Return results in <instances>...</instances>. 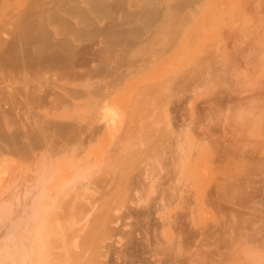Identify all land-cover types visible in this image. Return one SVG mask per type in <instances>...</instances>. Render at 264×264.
Wrapping results in <instances>:
<instances>
[{
	"label": "rangeland",
	"instance_id": "rangeland-1",
	"mask_svg": "<svg viewBox=\"0 0 264 264\" xmlns=\"http://www.w3.org/2000/svg\"><path fill=\"white\" fill-rule=\"evenodd\" d=\"M101 1L106 6V11L112 16L103 18L94 13L92 8L87 5L88 9L81 15L83 17L88 15L87 17L93 18L98 25L88 26L90 30L87 26H80L84 30L82 33L87 34L83 35L80 45L76 46L74 55L71 56L78 67L80 66L78 63L87 66L79 68L81 74L86 72L84 77L79 74L83 80L73 81L70 79L71 74L63 76L59 73L53 75L54 78L52 76L56 83L61 82L69 88L72 87L73 92L60 90L63 91L61 95V92L58 93L59 91L56 92L57 90L48 88V82L43 84L41 82L42 86H40L43 87L44 92L40 89L41 87H37L40 83L36 85L35 92L40 94L42 100H47L46 103L43 101L40 103L41 105L34 102L33 104L29 100L27 102L25 95L19 94L20 99L26 101H24L25 103L23 100L21 101L23 107L17 95L21 83L15 84L16 88L13 85V83L20 82L22 79L19 80V78L22 76L17 77L18 79H11V82L8 80L14 90L11 86L9 87L10 84L5 83V86L8 87L4 86V82H7L6 79L16 77L13 75L14 72L11 75L9 73V78L6 74L0 78L5 87L3 88L0 83V94L2 92L4 94H2L4 98H0L3 101H0L1 106L3 107L4 102H13L14 108L17 103L20 104V107H16L17 110L13 109L12 105L5 104V114L8 116L11 113L8 117L12 116V121L16 114L18 116V119L16 117L13 122V124L15 123L14 128L9 127L8 131H14L21 124L33 126L31 116L29 121L26 120V122H30L28 125L22 120L28 119L29 115L32 117L41 115L43 119L41 116L39 118H41L42 124L39 123L40 125L33 126V128L39 127V130L42 128L41 130L48 132L52 128L48 122L54 117L60 118L61 115L64 116L62 118L64 123L66 120H70L71 123L76 124L75 128L80 124L77 129L79 132L75 129L74 135L69 132L70 126H67L71 123L66 121V126L64 123L62 126L69 135L68 133L61 135L63 132L59 134L54 131L57 129L53 128V131L50 130L52 133L46 135V138L50 136L48 139L41 138L42 141L41 139H30L31 141L27 142L29 138L28 140L25 138L21 140L22 142L20 141L21 144L25 142L24 149H21L23 147L17 143L13 150L0 140V156L6 160H4L6 162L5 171L0 177V235L2 236L0 241L9 239V237L13 238L12 236L33 237L34 247L37 245L36 253L33 250V255L36 254L34 255L36 259L34 264H54L58 263L60 258L66 259L71 256L74 257L67 259L69 264H80L83 262L82 260L87 261L86 255L82 256V252L85 250L84 244L85 246L93 244L94 248L100 247L95 248V258L97 255L99 260L102 259V262H112L111 264H114L115 261L116 264H120L122 261L119 258L120 255L123 256V261L126 257L125 264H133L131 263L133 261L135 264H170V262L177 264L183 258L180 264H183L185 258L187 262L185 264H217L218 260L220 264H222L220 261H223V264L229 261L227 264H231L232 261L237 262L235 260L238 259L240 262L238 261L236 264H264V0H204V8L198 7L197 9L193 8V5H196L199 0H195L196 2L185 0L188 6H185L186 3L183 4L186 9H181L176 16L177 21L172 25L167 24L169 21L167 17L171 12L169 10L172 9L168 10L169 3L167 4L165 1L116 0L125 3H122L125 5L124 7L122 4H117L115 0ZM190 1L193 3L192 5ZM157 7L164 9V13L161 15V19L163 17V21L166 22V26L162 24L164 28H162L160 18L158 19L159 24L154 19L148 21L142 16L140 18L141 13L137 15L142 10L149 11ZM183 9L185 11L182 13ZM2 12L4 10L0 15L3 14ZM165 12L168 15L165 16ZM134 13L137 16H132V14L135 15ZM107 19L114 24V29L111 32L108 31L107 34H110L108 38H105L107 36L104 37L106 33L103 31L107 30L101 29V26ZM143 20H145L144 23ZM125 21L127 25L124 26L123 22ZM154 21L157 22V25ZM119 24H121L120 27ZM157 26L161 27L160 30L163 29L162 33L159 30L154 33L158 29ZM153 27L157 29H152ZM124 29L126 30L123 32ZM151 29L154 30L152 33ZM9 30V26L8 29H2L6 33H9ZM114 33L117 39L120 38L119 41L125 39L128 43L129 40L133 42V44H129L134 45L135 48L125 41L124 43L128 46L119 41L117 44ZM139 33L150 38L146 41L145 37ZM175 34L178 38L174 36ZM179 35L183 38L181 41ZM93 41L95 42L91 46ZM176 41L177 45H175ZM85 49H87L86 52ZM93 53H95L94 56ZM81 55H85L84 58ZM73 60L69 66L74 64ZM100 63L107 64L108 68ZM66 65L68 67V64ZM101 65H104V68L100 67ZM88 68L94 72L90 74L91 71L89 70V72ZM105 68V74H100L102 73L100 71ZM47 70L52 71L51 73L54 72L53 66L51 68L49 66ZM95 70L100 73L95 74ZM111 72L112 75H108L109 79L106 74ZM69 75L70 77L67 78ZM104 75L107 77L106 79H103ZM88 76L92 79L89 80ZM28 78H30L29 75ZM63 78L64 80H62ZM28 80L34 82V80ZM94 86L96 88L93 91ZM74 87H78L77 91ZM8 88H11L16 94L14 95L13 91L11 94V90ZM3 89H7V94ZM89 89L91 90L88 91ZM52 90L55 91L53 97ZM20 93L23 94L21 90ZM104 93L105 96L110 97L107 96L105 99L114 106V115L118 120L110 134L108 128L100 127L102 124L92 115L93 108L91 109L93 106L94 108L99 107L97 105L103 102L101 96ZM10 95H14V99L17 97L19 102L16 100L15 103L13 97H9ZM85 95L89 97L86 98ZM70 101L75 105H73L74 109L71 105L67 106V102ZM26 105H28V109H26ZM36 105L40 108H36ZM59 105L62 106L59 107ZM32 106L35 107L32 108ZM29 108L33 110L35 108L36 112L34 113ZM12 109L16 113H13ZM20 109L22 110L20 111ZM88 110L91 112L90 115H88ZM24 113L27 116H24L25 118L23 117ZM15 125L17 126L15 127ZM31 126L29 127L31 128ZM29 127H27L29 130L26 127L25 130L30 131ZM58 132L61 131L58 130ZM76 133L78 134L77 138L75 137ZM67 135L68 137L71 135L70 138L76 140H72V142L69 140L70 138L66 137ZM61 138H66L69 141ZM81 140H84L85 143ZM28 143L30 144L28 145ZM82 144L85 145L82 146ZM11 158L13 159L11 160ZM139 172L143 173L139 175ZM79 174L82 175L81 178ZM71 182H74L73 186H70L73 188L68 190L67 186L72 185ZM234 182L235 184H233ZM74 185L76 186L74 187ZM64 191H68L67 195L64 194L66 193ZM50 193L51 195H49ZM175 200H177L176 204ZM81 205L82 207H80ZM136 210L138 212H135ZM92 212L96 217L94 215V218L91 219ZM79 214L81 215L79 216ZM85 214L86 216H83ZM82 217H84L83 220ZM110 217L114 221L113 225ZM78 218L81 220L79 219V221ZM96 218L102 219L104 224L99 221V226L98 224L95 226V223H98ZM110 220L112 223H109ZM92 221L94 222L92 223ZM106 221L108 225H106ZM89 222L92 223L91 226ZM110 224L113 226L112 229ZM108 226L110 228H107ZM62 228L63 230L68 228L70 232L68 230L63 232ZM117 228H120L121 234ZM101 229H109L106 231L111 233L108 236L115 234V237L112 235L113 237L109 238L107 233L105 232V234ZM75 232L79 235H76ZM8 233L10 235L6 236ZM80 233L85 234L83 238L90 242L95 241L96 234H98V239L101 236H104V239L99 240L101 242L96 239L97 244L96 242L89 244ZM92 233L94 234L90 235V240L88 237ZM4 234L7 237L5 239ZM180 234L184 239L189 237V241L185 240L186 244ZM94 235L96 238H93ZM57 236H61V239H58ZM51 237L57 238L60 242L63 239L61 246L56 239L52 240ZM175 238H177V244ZM68 239H72V241L69 242ZM178 239L180 242H184L180 244L181 246L178 245ZM83 240L84 242L81 243ZM190 240L194 242L192 243ZM49 243L58 246H51ZM189 243L191 248L190 246L186 247ZM78 245L81 246L78 247ZM145 245H148V250H153L148 252L150 255L146 254ZM173 245L176 246L174 249L171 248L172 253L176 251L175 257L170 249ZM66 246H71L72 250L70 247L69 249L72 253L67 248L68 252H66ZM50 247L52 248L50 249ZM58 247H62L61 252ZM182 247L183 250H181ZM189 248L190 250H188ZM237 248H239L238 252H236ZM52 249H56L53 251L54 253L51 252ZM184 249L187 250L184 251ZM166 251L168 253L165 255ZM214 251L217 253L219 251V254L217 255ZM220 251H230L235 255L226 252L228 256L227 254L222 256ZM9 252L5 250L3 255L0 253V261L13 262L15 257ZM169 252L173 257H170ZM209 253L211 255H208ZM199 254L202 256L200 257ZM229 255H233V257ZM131 256L134 260L131 259ZM204 256H210V259L212 257L216 261ZM79 258L80 260H78ZM112 258L115 260H111ZM98 259L97 261H99ZM83 263L85 264V262Z\"/></svg>",
	"mask_w": 264,
	"mask_h": 264
},
{
	"label": "bare ground",
	"instance_id": "bare-ground-1",
	"mask_svg": "<svg viewBox=\"0 0 264 264\" xmlns=\"http://www.w3.org/2000/svg\"><path fill=\"white\" fill-rule=\"evenodd\" d=\"M114 1V0H113ZM127 1V0H126ZM153 1H155V0H153ZM166 2L168 5H169V7L170 8H168V10L169 9H172V10H169V11H171V12H169L168 10V12H169V15H168V13H166L165 12V16H166V14L168 15V19H169V21H168V25H172V23L173 22H176L177 20V14L178 13H180V11H181V9L182 8H185L186 9V7H184V3H186V1L185 0H161V2ZM193 1H195V0H193ZM115 2L117 3V4H122L121 2H117L116 0H115ZM125 2V1H124ZM196 2V1H195ZM123 4H125V3H123ZM122 4V6L124 7L125 5H123ZM162 4V3H161ZM166 4V5H167ZM184 4V5H183ZM187 5H185V6H188V3H186ZM190 4L192 5L193 3H191V1H190ZM189 4V5H190ZM204 4H205V2H204V0H199L198 2H197V4L196 5H193V8H195V9H197L198 7H203L204 6ZM87 5H89V7L90 8H92V10L94 11V13H96V14H98V15H101V17H103V18H107V17H109V16H112V15H110L109 14V12H107L106 11V6L103 4V2L101 1V0H0V14H1V11H3L4 10V12H2L3 14L2 15H0L1 17H0V78L1 77H3V76H5V74H6V76L8 77V76H10L11 74H13V72H14V74L13 75H16V77H11V78H9V79H6L7 80V82H4V86H5V83H7V84H10V83H8V80H10V82H11V79H15V78H17V77H20V76H22L21 78H19V80L20 79H22V80H20V82H16V80H15V82L16 83H13V85L15 86V84H20L21 83V85H19L20 86V90L23 92V94L22 93H20V90H19V92H17V95H18V97L20 96L19 94H21V96L22 95H25V98H26V100H27V102H28V100L29 101H31L32 103L34 102V103H36V104H38V105H41L40 103H43V101L45 102V101H47V100H42L41 99V97H40V94L38 93V94H36V92H35V88H36V85L37 84H39V86H37L38 88H40L41 86H42V84L44 83V82H48L49 84H47V86H48V88H52L53 90H57L56 92H58V93H60L61 91L60 90H63V91H66V92H71L72 90H71V88H69V86H67L66 84L64 85L63 83H61V82H55L54 80L55 79H52V76L53 75H55V74H62L63 76H66V75H68V74H71L72 76H71V78L70 79H73V81H76L77 79L78 80H83V77H84V73H86V72H83V74H81L80 73V70H79V68H86L87 66H84V64L83 65H81V63H78L80 66L78 67L77 66V63L75 64V62H74V60L73 59H71V56L72 55H74V49L76 48V46L77 45H80V41H82V37H83V35H86L87 33H82V32H84V30H82L81 28H80V26H93V27H95L96 25H98V24H96L97 22H95V20H93V18H90V17H83L81 14L85 11V10H87L88 9V7H87ZM190 5V6H191ZM119 6V5H118ZM120 7V6H119ZM123 7H121V8H123ZM115 8H117L116 6H115ZM193 8H192V10H193ZM199 8V9H200ZM204 8V7H203ZM5 9H6V11H5ZM91 10V9H90ZM119 10V9H118ZM124 11H125V9H123ZM163 10L164 9H161V8H159V7H157V8H155V9H150L149 11H144V10H142V11H140V12H138V14L137 15H139V13H141V15H140V18H141V16L142 17H144V18H146L148 21L150 20V19H154V20H156V21H158V23L160 24V22H159V18H160V21L162 22L161 23V25L163 24V25H165L166 26V22L165 21H163V17H162V19H161V15H162V13H164L163 12ZM111 11V10H110ZM185 10L183 9V11H182V13L184 12ZM195 11V10H194ZM112 13V12H111ZM114 13V12H113ZM112 13V14H113ZM118 13V12H117ZM124 13V12H123ZM114 14H116V13H114ZM135 15H133L132 14V16H137L136 15V13H134ZM3 15H5V16H3ZM97 15V16H98ZM117 16V15H116ZM164 16V17H165ZM185 17V16H184ZM183 17V18H184ZM187 17V16H186ZM137 18V17H136ZM167 18H164V19H166V20H168ZM179 18V17H178ZM116 19V18H115ZM114 20V19H113ZM146 20V21H147ZM181 21V20H180ZM101 22V21H100ZM145 22V20H143V23ZM151 22V21H150ZM150 22H147V24H150ZM155 22V21H154ZM124 23V26L125 25H127V23H126V21L125 22H123ZM126 23V24H125ZM134 23V22H133ZM153 23V22H152ZM165 23V24H164ZM122 24V23H121ZM121 24H119V27H120V25ZM134 24H136V23H134ZM147 24H145L146 26H147ZM154 24V23H153ZM155 24L157 25V22H155ZM4 25H7V26H5L4 27ZM138 25V24H137ZM162 25V26H163ZM8 26H9V33H6V32H4V31H2V29L4 28V29H8ZM148 26H150V25H148ZM87 27H86V30H87ZM138 28V27H137ZM156 28V27H155ZM154 27L152 28V29H155ZM158 28V29H157ZM157 31L155 30V32L154 33H156V32H158V30L161 32L162 30H160V26H157ZM162 28H164V26L162 27ZM97 29H99L100 31H101V29H104V30H107L106 32H104L103 31V33H108V31H112L113 29H114V24L110 21V20H108L107 19V21L105 22V24L103 25V26H101V29L100 28H98L97 27ZM152 29H151V33L154 31H152ZM88 30H90L89 29V27H88ZM126 29H124L123 30V32L125 31ZM179 31V30H178ZM121 32H122V29H121ZM128 32V31H127ZM7 34V35H5V34ZM92 33H94L93 31H92ZM103 33H102V36H103ZM113 33V32H112ZM116 33V32H115ZM115 33H114V35H115ZM162 33V32H161ZM104 34V37L105 36H107V37H105V38H108V35L110 34ZM124 34H126V33H124ZM140 35H143L144 37H145V35L142 33H139ZM179 34H181V33H179ZM92 35V34H91ZM90 35V36H91ZM178 35V34H177ZM93 36H94V34H93ZM111 36V35H110ZM109 36V37H110ZM125 36V35H124ZM155 36V35H154ZM160 36V35H159ZM158 36V37H159ZM174 36H176V34L174 35ZM180 36V35H179ZM181 36H182V34H181ZM179 37V39H180V41L183 39L182 37ZM115 37H116V39L115 40H117V44L119 43V42H123V44H125V43H127V44H133V42H131L130 40H129V43L128 42H126L125 41V39H124V41H125V43H124V41H119L120 40V38L119 39H117V36L115 35ZM114 36H113V40H114V38H115ZM126 37V36H125ZM143 37V38H144ZM157 37V38H158ZM177 37V36H176ZM92 39H93V37H91ZM150 37H148V38H144L145 40L147 39H149ZM156 38V37H155ZM154 38V39H155ZM178 38V37H177ZM182 38V39H181ZM128 39V38H127ZM94 40V39H93ZM146 40V41H147ZM152 40V39H151ZM176 40V39H175ZM91 41V40H90ZM103 41V40H102ZM109 41V40H108ZM107 41V42H108ZM119 41V42H118ZM156 41H157V39H156ZM94 42L95 41H93V43H91V46L94 44ZM115 42V41H114ZM153 42V41H152ZM175 42V41H174ZM173 42V43H174ZM75 43V44H74ZM177 41H176V43H175V45H177ZM108 44V43H107ZM116 44V45H117ZM127 44H125V46L127 45ZM129 44V45H130ZM164 44V43H163ZM97 45H99V44H97ZM96 45V46H97ZM111 45V44H110ZM110 45H109V48H110ZM113 45V44H112ZM111 45V46H112ZM115 45V44H114ZM135 45H136V43H135ZM119 46H121V44H119ZM128 46V45H127ZM130 46H132V45H130ZM137 46V45H136ZM155 46V45H154ZM113 47H115V46H113ZM132 47H134V45L132 46ZM161 47V46H160ZM86 48V47H85ZM135 48V47H134ZM162 48V47H161ZM166 48V47H165ZM177 48V47H176ZM228 48V47H227ZM89 49V48H88ZM238 49V48H237ZM84 50V49H83ZM86 50L87 49H85V52H86ZM99 50V49H98ZM184 50V49H183ZM152 51V50H151ZM84 52V51H83ZM90 52V51H89ZM95 52H97V50H95ZM141 52V51H140ZM73 53V54H72ZM92 53V52H91ZM183 54H184V52H182ZM77 54V53H76ZM85 54V53H84ZM94 54L95 53H93V56H94ZM99 54V53H98ZM149 54V53H148ZM86 55V54H85ZM85 55H81V57L82 58H84L83 56H85ZM97 55V54H96ZM95 55V56H96ZM158 56V55H157ZM60 57H62V58H60ZM66 57V58H65ZM81 57H80V59H81ZM97 57V56H96ZM109 58V57H108ZM128 56H127V60H128ZM86 59V58H85ZM84 59V60H85ZM137 59V58H136ZM71 60V62H69ZM72 60H73V62H74V64H70V66H69V63H72ZM150 60V59H149ZM76 61V60H75ZM82 61V60H81ZM91 61H92V59H91ZM95 61V60H94ZM111 61V60H110ZM35 62H37V63H35ZM128 62H129V60H128ZM128 62H126V63H128ZM83 63V62H82ZM84 63H86V62H84ZM123 63V62H122ZM126 63H124V64H126ZM51 64H53V65H51ZM66 64H68V67H66L67 65ZM100 64H104V63H100ZM66 65V66H65ZM97 65H99V64H97ZM104 65H106L107 66V64H104ZM104 65L102 66H100V67H103L104 68ZM116 65V64H115ZM128 65V64H127ZM49 66H50V68H51V66H53V69H54V72L53 73H51V72H49V70H47V69H49ZM64 66V67H63ZM84 66V67H83ZM124 66V65H123ZM99 67V66H98ZM118 67V66H117ZM121 67H122V65H121ZM106 68H108V66L106 67ZM106 68L105 69H102V71H100V72H102V73H100V74H102L103 75V73L105 72V70H106ZM97 70H99V68H96ZM4 70V71H3ZM5 70H7L6 71V73H5ZM50 70H52V69H50ZM91 72H90V71ZM104 70V71H103ZM85 71H86V69H85ZM88 71L90 72V74L91 73H93L94 71L93 70H91V68L89 69L88 68ZM114 71V70H113ZM95 74H99L98 73V71H96L95 70ZM9 73H10V75H9ZM28 73H30V74H28ZM109 73V72H108ZM106 74V76L110 79V77L109 76H111L112 75V72L110 73V74ZM29 75V77L30 78H28V79H30V81L31 80H34V82H29V80L27 79V77H28V75ZM81 76H83V77H81ZM105 74V73H104ZM87 75V74H86ZM101 75V76H102ZM109 75V76H108ZM105 75H104V78L103 79H106L107 77H106ZM70 77V75L69 76H67V78H69ZM73 77V78H72ZM78 77H80V78H78ZM90 76H88V78H89ZM53 78H54V76H53ZM82 78V79H81ZM18 79V78H17ZM69 79V80H70ZM90 79H92V77L91 78H89V80ZM6 80H3V81H6ZM26 80H28V81H26ZM62 80H64V78L62 79ZM2 80H0V83H2L1 82ZM22 81V82H21ZM36 81V82H35ZM41 82H42V84H41ZM71 82V81H70ZM94 82H98V81H94ZM45 83V84H46ZM66 83V82H65ZM45 84H44V86H45ZM69 84V83H68ZM74 84V83H73ZM92 84H96V83H92ZM1 85V84H0ZM13 85H9V87L11 86H13ZM41 85V86H40ZM90 85H91V83H90ZM3 86V83H2V87L3 88H5ZM18 86V87H19ZM46 86V87H47ZM75 86H77V85H75ZM96 86V85H95ZM93 87V91L95 90L94 88H96V87ZM118 86V85H117ZM8 87V86H7ZM103 87V86H102ZM13 88V90H14V87H12ZM15 88H16V86H15ZM43 87H41L40 89H42ZM75 88V87H74ZM78 88V87H77ZM77 88H75L76 90L75 91H77ZM119 88V87H118ZM117 88V89H118ZM9 89V88H8ZM112 89V88H111ZM4 91H5V93L7 94V89H3ZM9 90H11L10 92H11V94H12V89L10 88ZM8 90V91H9ZM16 90V89H15ZM37 90V89H36ZM43 90V89H42ZM53 90H52V92H53ZM91 89H89L88 91H90ZM108 90V89H107ZM116 90V89H115ZM0 91H1V86H0ZM38 91V90H37ZM49 91V90H48ZM62 91V92H63ZM74 91V90H73ZM72 91V92H73ZM92 91V92H93ZM106 91V90H105ZM109 91V90H108ZM112 91V90H111ZM113 91H114V89H113ZM9 92V93H10ZM39 92V91H38ZM43 92H44V90H43ZM55 92V91H54ZM54 92L52 93V97H53V95H54ZM62 92H61V95H62ZM97 92V91H96ZM115 92V91H114ZM13 93H14V95L16 94L14 91H13ZM79 93V92H78ZM101 93V92H100ZM111 93H113V92H111ZM116 93V92H115ZM2 94H3V92H2ZM2 94H0V98L1 99H3L4 97H3V95ZM5 94V95H6ZM46 94V93H45ZM72 94V93H71ZM70 94V95H71ZM81 94V93H80ZM103 94V93H102ZM107 94H108V92H107ZM14 95H10L9 97H13ZM16 95V96H17ZM39 95V96H38ZM51 95V94H50ZM57 95V94H56ZM63 95H64V93H63ZM73 95V94H72ZM76 95V94H75ZM99 95V94H98ZM109 95V94H108ZM107 95V96H108ZM8 96V95H7ZM46 96V95H45ZM86 96V95H85ZM100 96V95H99ZM107 96H105V93H104V95H102L101 97H102V99H103V102L100 104V105H97V106H99L98 108L97 107H95L94 108V106L93 107H91V109H92V115L96 118V119H98L99 120V122H101V124H102V126H100V127H104V128H108L109 129V134H110V132H111V130H113L114 128H115V126H116V123H117V121L118 120H116L117 118H115L116 116L114 115V110H115V108H114V106L110 103V102H108L106 99H105V97H107ZM110 96V95H109ZM108 96V97H109ZM3 97V98H2ZM51 97V96H50ZM79 97H81V96H79ZM89 97V96H88ZM87 96H86V98H88ZM6 98H8V97H6ZM17 98V97H16ZM14 99V97H13V101L15 102L16 100H20V104H22V106L24 107V105H23V103H25L26 101L25 100H23V99H20L21 97H19L18 99ZM23 98V97H22ZM24 98V99H25ZM47 98H48V95H47ZM55 98H56V96H55ZM110 98V97H109ZM109 98H107V99H109ZM0 99V101H2ZM10 99H12V98H10ZM51 99V98H50ZM101 99V98H100ZM102 99L100 100V101H102ZM6 100V99H5ZM4 100V101H5ZM19 100L17 101V102H19ZM23 100V103H21V101ZM54 100V99H53ZM60 100V99H59ZM63 100H64V98H63ZM25 101V102H24ZM3 102V101H2ZM54 102V101H53ZM52 102V103H53ZM66 102V101H65ZM8 102H4L3 103V107L1 106V104H0V140H2L4 143H6L9 147H11L13 150H15L14 149V146L15 145H17V143L18 144H21L20 143V141L21 140H23V139H25V138H27V140H28V138H29V140L27 141V142H29V141H31L30 139H34V140H38V139H44V138H46V135L47 134H49L51 131L50 130H52L53 128H55V129H57V130H54L55 132H57V133H62L61 135H63V134H65L66 133V131H65V129H63V124L62 123H64V122H62V118L64 117H62V115L61 116H59L60 118H53V119H51L50 120V122H48V124H50V126H52V128L50 129L49 127V132L48 131H44V130H39L38 128L37 129H35V127L33 128V126H38V124L39 123H41L42 124V121H41V118H39L41 115H39V117H38V115H34L33 117H32V115H29V117H27L26 115H25V113H24V115H23V117L24 116H26L28 119H22V120H24L25 121V124L27 123V125L30 123H28V122H26V120L27 121H29V119H30V116H31V118H32V122L31 123H33V126H31L30 124H29V126H31V128L29 127V126H24V125H22L21 124V126L20 127H16L17 125H15V130L14 131H8L7 129L10 127V128H14L13 126H14V124H13V122H14V120H15V118L16 119H18V116H17V114H16V117H14V119H13V121H12V119H11V117L12 116H10V118L8 117L10 114H8V116L5 114V110H6V108H5V104H7ZM13 103V102H12ZM12 103H8L7 105H12ZM16 103V102H15ZM33 103V104H34ZM46 103V102H45ZM44 103V104H45ZM49 103V102H48ZM51 103V104H52ZM60 103L62 104V102L60 101ZM99 103V102H98ZM19 104V105H20ZM29 105H30V102L28 103ZM32 104V105H33ZM44 104H42V105H44ZM50 104V103H49ZM7 105H6V107H7ZM15 106H16V104H14ZM18 105V103H17V106H19ZM58 105V104H57ZM65 105H66V103H65ZM68 105H71L72 107H73V102L72 101H70V102H67V106ZM16 106V107H17ZM28 105H26V107H27ZM45 106V105H44ZM60 106H62V105H59V107ZM63 106H64V104H63ZM71 106H69L70 108H72ZM75 106V105H74ZM78 106V105H77ZM96 106V105H95ZM11 107H13V105L11 106ZM15 107V108H16ZM20 107V106H19ZM25 107V108H26ZM30 107V106H29ZM33 107H35V106H32V108ZM54 107V106H53ZM58 107V108H59ZM65 107V106H64ZM64 107H62V108H64ZM85 107V106H84ZM5 108V109H4ZM14 107H13V109H15ZM32 108H29L30 110H33ZM36 108H40V106L39 107H37V105H36ZM41 108H43V107H41ZM13 109H12V111H13ZM19 109V108H18ZM26 109H28V107L26 108ZM56 109V108H55ZM73 109H74V107H73ZM7 110H8V108H7ZM16 110H17V108H16ZM22 109H20V111H21ZM24 110V109H23ZM34 110H35V108H34ZM33 110V111H34ZM38 110V109H37ZM11 111V112H12ZM26 111V110H25ZM91 111V110H90ZM7 112V111H6ZM10 112V111H9ZM16 113V111H13V113ZM30 112V111H29ZM36 111H34V113H35ZM88 112H89V110H88ZM18 113V112H17ZM28 113V112H27ZM31 113V112H30ZM33 113V114H34ZM90 113L91 112H89V114L88 115H90ZM20 114V113H19ZM32 114V113H31ZM21 115V114H20ZM78 115H80V114H78ZM84 115V114H83ZM88 115H86V116H88ZM82 116V115H81ZM20 117V116H19ZM42 117V116H41ZM77 117V116H76ZM89 117H91V116H89ZM21 118H22V116H21ZM25 118V117H24ZM42 119H43V117H42ZM67 119V118H66ZM65 119V120H66ZM48 120V119H47ZM77 120V119H76ZM18 121H21V120H18ZM68 123L70 122V120L68 121V120H66ZM65 121V126H66V124H67V122ZM73 121H75L74 119H73ZM77 121H79V120H77ZM17 122V121H16ZM44 122H45V120H44ZM18 123V122H17ZM22 123H24V122H22ZM45 123H47V121L45 122ZM71 123V122H70ZM78 123V122H77ZM20 124V123H19ZM47 124V125H48ZM74 123H71V124H67V126H70V131L69 132H71V134H73L74 132H76V130L80 127V124L79 125H77L76 126V128H75V125L76 124H74V126H72ZM82 124V123H81ZM40 125V124H39ZM12 126V127H11ZM19 126V125H18ZM49 126V125H48ZM79 126V127H78ZM25 127L27 128V127H29L30 128V131H26L25 130ZM84 127V126H83ZM46 128V127H45ZM198 128V127H197ZM76 129V130H75ZM29 130V129H28ZM52 130V131H53ZM58 130L59 131H61V132H58ZM80 130V129H79ZM78 131V130H77ZM82 131V130H81ZM79 132V131H78ZM52 133V132H51ZM67 133H68V131H67ZM66 133V134H67ZM54 135H56V133H53ZM75 134V133H74ZM73 134V135H74ZM108 134V135H109ZM68 135H69V133H68ZM68 135L66 136V137H68ZM71 136V135H70ZM70 136L68 137V138H70ZM48 137H50V136H48ZM48 137L46 138V139H48ZM60 137V136H59ZM72 137V136H71ZM74 137V136H73ZM76 138L78 137V134L76 133V136H75ZM42 139H41V141H42ZM58 139V138H57ZM61 139H66V138H61ZM237 139V138H236ZM19 140V141H18ZM45 140V139H44ZM52 140V139H51ZM69 140H76V139H69ZM69 140H67L66 139V141H69ZM228 140V139H227ZM238 140V139H237ZM240 140V139H239ZM18 141V142H17ZM33 141V140H32ZM62 141H64V140H62ZM78 141V140H77ZM22 142V141H21ZM65 142V141H64ZM73 142V141H72ZM80 142V141H79ZM81 142H84V140L82 141L81 140ZM25 143V142H24ZM24 143H22L21 144V146L23 147V146H25L24 145ZM31 143V142H30ZM30 143H28V145L30 144ZM33 143V142H32ZM54 143V142H53ZM76 143H78V142H76ZM85 143V142H84ZM5 144V145H6ZM62 144V143H61ZM71 144V143H70ZM28 145H26V146H28ZM38 145V144H37ZM64 145V144H63ZM85 145V144H84ZM83 144H82V146H84ZM7 146V147H8ZM69 146V145H68ZM76 146V145H75ZM8 147V148H9ZM86 147V146H85ZM226 147V146H225ZM10 148V149H11ZM25 148H27V147H25ZM21 149H24V147L23 148H21ZM17 150V149H16ZM19 150V149H18ZM8 151H10V150H8ZM81 151V150H80ZM6 152V151H5ZM17 152V151H16ZM85 152H86V150H85ZM8 153V152H7ZM20 153V152H19ZM52 153V152H51ZM59 153V152H58ZM82 153V152H81ZM9 154H10V152H9ZM17 154V153H16ZM53 154V153H52ZM56 154V153H55ZM21 155V154H20ZM17 156V155H16ZM53 156V155H52ZM136 156V155H135ZM150 156V155H149ZM61 157V156H60ZM139 157V156H138ZM145 157V156H144ZM146 157H148L147 155H146ZM152 157V156H151ZM4 158V157H3ZM3 158L0 156V177H1V174L3 173V171H5V168H6V160L4 161L3 160ZM54 158V157H53ZM150 158V157H149ZM153 158V157H152ZM151 158V159H152ZM13 158H11V160H12ZM150 159V160H151ZM48 160V159H47ZM143 160H144V158H143ZM25 161V160H24ZM144 161H146V160H144ZM143 161V162H144ZM147 161H149V160H147ZM258 162H259V160H257ZM256 161V162H257ZM144 163H146V162H144ZM149 163V162H148ZM53 164V163H52ZM147 164V163H146ZM58 165V164H57ZM149 165V164H148ZM151 165V164H150ZM39 167V166H38ZM151 170V169H150ZM78 171V170H77ZM55 172V171H54ZM80 173V172H79ZM143 172H139V175L140 174H142ZM144 175V174H143ZM256 175V174H255ZM79 176H80V174H79ZM78 176V177H79ZM93 176V175H92ZM82 177V175L80 176V178ZM34 178V177H33ZM41 178V177H40ZM72 178V177H71ZM80 178H77L78 180L80 179ZM234 178V177H233ZM1 179V178H0ZM47 179V178H46ZM42 180V179H41ZM45 180V179H44ZM72 180V179H71ZM70 180V181H71ZM77 180V181H78ZM90 180V179H89ZM13 181V180H12ZM11 181V182H12ZM45 181H47V180H45ZM141 182V181H140ZM72 183V182H71ZM79 183V182H78ZM38 184V183H37ZM73 184H74V182L72 183V185H68L66 188L68 189V190H70V189H72L73 187H70V186H73ZM76 184V183H75ZM80 184H81V182H80ZM85 184V183H84ZM233 184H235V182L233 183ZM77 185V184H76ZM76 185H74V187L76 186ZM239 187V186H238ZM237 187V188H238ZM58 188V187H57ZM64 188V187H63ZM66 188H65V190H66ZM239 189V188H238ZM64 190V189H63ZM262 190V189H261ZM55 191H57V190H55ZM62 191V190H61ZM60 192V191H59ZM64 192H66V191H64ZM64 192H62V193H64ZM68 192V191H67ZM67 192L66 193H64L65 195H67ZM71 192V191H70ZM69 192V193H70ZM188 192V191H187ZM215 192H216V190H215ZM244 192V191H243ZM7 193V192H6ZM36 193H37V191H36ZM35 193V194H36ZM64 194H62V195H64ZM38 195V194H37ZM49 195H51V193L49 194ZM176 195H178V194H176ZM58 196V195H57ZM8 197V196H7ZM6 197V198H7ZM11 197V196H10ZM49 197V196H48ZM59 197V196H58ZM63 197V196H62ZM66 197V196H65ZM176 197V196H175ZM64 198V197H63ZM184 198V197H183ZM186 198H187V196H186ZM186 198H184V199H186ZM127 199V198H126ZM177 199V198H176ZM183 199V200H184ZM26 200V199H25ZM56 201H57V199H55ZM178 200V199H177ZM177 200H175V204H176V201ZM186 201V200H185ZM10 203V202H9ZM217 203V202H216ZM82 204V203H81ZM62 205V204H61ZM83 206H84V204H82ZM82 205L80 206V207H82ZM156 205V204H155ZM64 206V205H63ZM78 206H79V204H78ZM45 207V206H44ZM79 207V209H81ZM85 207H86V205H85ZM141 207V206H140ZM54 208H55V206H54ZM87 208H89L88 206H87ZM141 208H143V207H141ZM16 209V208H15ZM57 209V208H56ZM78 209V210H79ZM155 209V208H154ZM20 210V209H19ZM45 210V209H44ZM71 210V209H70ZM85 210H89V209H85ZM231 210V209H230ZM17 211V210H16ZM80 211V210H79ZM83 211H84V209H83ZM82 211V212H83ZM90 211V210H89ZM140 211V210H139ZM88 212V211H87ZM135 212H138L137 210L135 211ZM30 213V212H29ZM47 213V212H46ZM85 213H86V211H85ZM140 213V212H139ZM3 214H5V213H3ZM22 214V213H21ZM31 214V213H30ZM72 214H74V213H72ZM92 214H93V212H92ZM138 214V213H137ZM143 214H145L144 212H143ZM12 215V214H11ZM17 215V214H16ZM66 215V214H65ZM81 214H79V216H80ZM94 215L95 214H93V216L91 217V219L92 218H94ZM39 216V215H38ZM83 216H86V214L85 215H83ZM188 216V215H187ZM41 217V216H40ZM66 217V216H65ZM75 217V216H74ZM95 217H96V215H95ZM97 217H98V215H97ZM99 217H100V215H99ZM59 218H60V216H59ZM188 218V217H187ZM70 219V218H69ZM72 219V218H71ZM81 220V218H78V220ZM84 219V217H82V220ZM90 219V218H89ZM90 219V220H91ZM110 219H111V217H110ZM155 219V218H154ZM79 220V221H80ZM96 220H97V222L98 223H95V226H96V224H98V226H99V221H101V223L103 222V220L102 219H97L96 218ZM112 220V219H111ZM111 220H110V222L109 223H112V225L114 224V221L112 220V222H111ZM116 220H117V218H116ZM115 220V221H116ZM142 220V219H141ZM167 220V219H166ZM176 220V219H175ZM22 221V220H21ZM42 221V220H41ZM60 221H61V218H60ZM72 221V220H71ZM71 221H69V222H71ZM154 221V220H153ZM245 221V220H244ZM40 222V221H39ZM94 221H92V223H93ZM188 222V221H187ZM5 223V222H4ZM3 223V224H4ZM25 223V222H24ZM37 223V222H36ZM64 223V222H63ZM76 223H77V221H76ZM80 223V222H79ZM90 223V226H91V222H89ZM106 223H107V221H106ZM120 223V222H119ZM156 223V222H155ZM158 223V222H157ZM169 223H171V222H169ZM2 224V225H3ZM58 224H60V223H58ZM65 224H66V222H65ZM102 224H104V223H102ZM123 224H125V223H123ZM123 224H121V225H123ZM127 224H129V223H127ZM172 224H173V222H172ZM186 224V223H185ZM5 225V224H4ZM7 225V224H6ZM64 225V224H63ZM69 225H71V224H69ZM89 225V224H88ZM106 225H108V223L106 224ZM190 225V224H189ZM59 226V225H58ZM61 226V225H60ZM84 226V225H83ZM86 226V225H85ZM104 226V225H103ZM109 226H111V224L109 225ZM107 227V228H110V227ZM115 226V225H114ZM199 226V225H198ZM3 227H5V226H3ZM7 227V226H6ZM62 227V226H61ZM65 227H67V226H65ZM65 227H63V228H65ZM79 227H81L80 225H79ZM119 227V226H118ZM155 227H157V226H155ZM171 227H172V225H171ZM63 228H62V230H63ZM70 228V227H69ZM72 228H73V226H72ZM71 228V229H72ZM81 228H83V227H81ZM80 228V229H81ZM113 228V226H111V229ZM121 228V227H120ZM120 228L118 229V232L120 233ZM199 228H200V226H199ZM1 229V228H0ZM5 229V228H4ZM11 229V228H10ZM16 229V228H15ZM75 229H77V228H75ZM92 229V228H91ZM94 229V228H93ZM92 229V230H93ZM106 229V228H105ZM105 229H103L104 230V233L106 232V231H108V230H105ZM116 229V230H117ZM137 229V228H136ZM13 230V229H12ZM66 231L68 230V228L67 229H65ZM65 230H63V232L65 231ZM81 230H83V229H81ZM96 230V229H95ZM102 230V229H101ZM102 230V231H103ZM158 230V229H157ZM175 230V229H174ZM202 230V229H201ZM2 231V230H1ZM74 231H76V230H74ZM87 231H88V229H87ZM87 231H85L86 233H87ZM99 231V230H98ZM123 231V230H122ZM126 231V230H125ZM177 231V230H176ZM199 231V230H198ZM204 231V230H203ZM38 232V231H37ZM60 232V231H59ZM68 232H70L69 230H68ZM77 232H80V231H77ZM77 232H75L76 233V235L78 234ZM84 232V233H85ZM91 232V231H90ZM113 232V231H112ZM181 232V231H180ZM207 232V231H206ZM2 234L4 233V232H1ZM6 233V232H5ZM12 233H14V232H12ZM32 233H34V232H32ZM72 233V232H71ZM104 233H103V235H104ZM107 233V236H108V234L110 233H108V232H106ZM105 233V234H106ZM116 233H117V231H116ZM213 233V232H212ZM80 234H82V233H80ZM88 234V233H87ZM94 233H92V234H89V237H88V239L90 238V240H91V237H90V235H93ZM100 234V233H99ZM111 234V233H110ZM121 234V233H120ZM119 234V235H120ZM126 234V233H125ZM201 234V233H200ZM5 235L6 234H4V239L5 238H7V237H5ZM10 235V233H8V235H6V236H9ZM41 235V234H40ZM47 235V234H46ZM45 235V236H46ZM51 235V234H50ZM65 235V234H64ZM69 235V234H68ZM75 235V234H74ZM79 235V234H78ZM83 235H85V234H82V238L84 237ZM97 235V238L95 237V235L93 236V238H96V239H98V234H96ZM113 236L115 235V234H112ZM112 235H110L111 237H113ZM118 235V234H117ZM116 235V236H117ZM181 235V234H180ZM207 235V234H206ZM54 236H56V235H54ZM62 236V235H61ZM61 236L60 237H58V239H61ZM66 236V235H65ZM69 236H71V235H69ZM68 236V237H69ZM101 236V235H100ZM110 236H108L109 238H111ZM178 236V235H177ZM197 236V235H196ZM200 236V235H199ZM236 236H238V235H236ZM251 236V235H250ZM2 236L0 235V238H1ZM13 238H10L9 237V239L7 238V239H5L4 241H0V253H1V255H3L4 254V251L6 250V251H10L12 254H13V256L15 257V260L13 261V262H5V261H0V264H34V262L36 261V259H35V256L34 255H36V254H34L33 255V250H34V252L36 251V246L34 247V245H33V243L35 244V241L34 242H32L33 241V237H29V236H21V237H17V236H12ZM36 236L34 235V238H35ZM42 237V236H41ZM48 237H49V235H48ZM73 237H75V236H73ZM73 237H72V239H73ZM78 238H79V236H77ZM101 237H103V238H101ZM100 237V239H98V241L99 240H103L104 239V236H101ZM115 237V236H114ZM128 237H130V236H128ZM249 237V236H248ZM254 237V236H253ZM37 238H39L38 236H37ZM43 238V237H42ZM92 238V239H93ZM123 238V237H122ZM127 238V237H126ZM135 238V237H134ZM178 238V237H177ZM177 238H175V240L177 239ZM181 238L182 239H184L183 237H182V235H181ZM187 240L189 239V237H185ZM196 238V237H195ZM198 238V237H197ZM211 238V237H210ZM237 238V237H236ZM36 239V238H35ZM51 239L52 240H55L56 239V241H58L59 242V244H60V246H61V242H62V240H61V242H60V240H58L57 238H52L51 237ZM51 239H50V241H51ZM66 239H67V237H66ZM72 239L71 240H69V242H71L72 241ZM80 239V238H79ZM85 241H87V239L86 238H83ZM95 239V241L94 240H92L91 242H93V243H95L97 240ZM114 239V238H113ZM128 239V238H127ZM174 239V238H173ZM181 239V240H182ZM186 239H184V244H186ZM193 239V238H192ZM1 240V239H0ZM3 240V239H2ZM39 240V239H38ZM45 240V239H44ZM65 240V239H64ZM84 240L81 242V241H79V242H81V243H83L84 242ZM106 240V239H105ZM124 240V239H123ZM138 240V239H137ZM143 240V239H142ZM152 240V239H151ZM179 240V246H181L180 244H183L182 242H180V239H178ZM219 240V239H218ZM222 240V239H221ZM256 240V239H255ZM67 241V240H66ZM66 241H64V243L66 242ZM97 241V242H98ZM101 241H99V242H101ZM116 241V240H115ZM140 241V240H139ZM189 241V240H188ZM188 241H187V244H188ZM191 242H192V240H190ZM37 242V241H36ZM78 242V243H79ZM89 242V244L91 243L90 241H87V243ZM97 242H96V244H97ZM117 242V241H116ZM152 242V241H151ZM190 242V243H191ZM194 242V241H193ZM192 242V243H193ZM234 242V241H233ZM43 243H44V241H43ZM67 244H68V242H66ZM105 243V242H104ZM107 243V242H106ZM105 243V244H106ZM123 243H124V241H123ZM164 243V242H163ZM176 244H177V240H176V242H175ZM175 243H172V244H175ZM190 243H189V245H186V247L187 246H190V248H191V245H190ZM217 243V242H216ZM215 243V244H216ZM235 243V242H234ZM37 244V243H36ZM40 244V243H39ZM39 244H38V246H39ZM49 244H51V243H49ZM48 244V245H49ZM80 244V243H79ZM99 244V243H98ZM104 244V245H105ZM121 244V243H120ZM125 244V243H124ZM130 244V243H129ZM132 244V243H131ZM151 244V243H150ZM221 244V243H220ZM32 245H33V247H32ZM44 245V244H43ZM47 245V244H46ZM63 245V244H62ZM64 245H66V244H64ZM69 245H70V243H69ZM81 245H83V244H81ZM80 245V246H81ZM87 245V244H86ZM115 245V244H114ZM133 245V244H132ZM162 245H165V244H162ZM217 245V244H216ZM51 246H58V245H56V244H51ZM79 245H78V247H80ZM85 248V250H84V252H82V256L83 255H86V259H87V261H85V260H82L83 262H85V264H109L110 262H109V260L107 261V262H109V263H106V261L105 262H102L101 260L102 259H98V257L99 256H97L96 255V258L99 260V261H97V259L95 258V254H96V252H95V248H97V247H95L94 248V245L93 244H91V245H87V246H85V244L83 245ZM82 246V247H83ZM107 246V245H106ZM123 246V245H122ZM131 246V245H130ZM148 246V245H147ZM146 245H145V252H146V254H148V255H150L149 253H150V251H153L152 249L151 250H148V247H147ZM152 246V245H151ZM193 246V245H192ZM231 246H233V245H231ZM252 246V245H251ZM70 247V249H71V246H69ZM69 247L68 246H66L65 247V249L67 248L68 250H70L69 249ZM81 247V248H82ZM105 247V246H104ZM109 247V246H108ZM156 247V246H155ZM174 247H176L175 245H173V246H171L170 247V249L172 248V249H174ZM185 247V248H186ZM198 247V246H197ZM200 247V246H199ZM243 247V246H242ZM255 247V246H254ZM259 247V246H258ZM33 248H35V249H33ZM52 247H50V249H51ZM59 248V249H58ZM57 249L61 252V248L60 247H58ZM63 248H64V246H63ZM98 248H100V247H98ZM116 248V247H115ZM120 248V247H119ZM123 248H125L124 246H123ZM122 248V249H123ZM165 248V247H164ZM164 248H162L163 250H164ZM188 248V247H187ZM190 248L188 249V250H190ZM225 248H226V246H225ZM228 248V247H227ZM244 248V247H243ZM38 249V248H37ZM46 249V248H45ZM49 249V248H48ZM53 249H54V247H53ZM51 250V252L52 253H54L53 251H55V250ZM67 249H66V252H68L67 251ZM80 249V248H79ZM131 249V248H130ZM150 249V248H149ZM157 249V248H156ZM171 249V253L173 252V250ZM222 249V248H221ZM238 249L239 248H237V251L236 250H233L234 252L236 251V252H238ZM39 250V249H38ZM37 250V251H38ZM41 250V249H40ZM57 250V251H58ZM72 250V249H71ZM69 251V252H71L72 253V251ZM119 250V249H118ZM163 250H161V251H163ZM181 250H183V247H182V249ZM185 250H187V249H184V251ZM220 250V249H219ZM223 250V249H222ZM99 251H100V249H99ZM98 251V252H99ZM127 251V250H126ZM125 251V252H126ZM129 251V250H128ZM127 251V252H128ZM155 251V250H154ZM165 251V250H164ZM167 251H168V249H167ZM164 252V254L166 255L168 252ZM170 251V250H169ZM178 251V250H177ZM180 251V250H179ZM184 251H182L183 252V254H184ZM240 251V250H239ZM9 252V253H10ZM39 252V251H38ZM37 252V253H38ZM45 252H46V250H45ZM81 252V251H80ZM114 252H115V250H114ZM123 252V251H122ZM132 252V251H131ZM149 252V253H148ZM158 252H159V249H158ZM212 253H213V251H211ZM214 252H216V254L218 255L219 254V251H218V253H217V251H214ZM222 251H220V253H221ZM227 253H230V254H232L230 251L228 252V251H226ZM226 252H222L221 254H222V256H223V254H227ZM245 252V251H244ZM247 252V251H246ZM36 253V252H35ZM49 250H48V255H49ZM70 253V254H71ZM84 253V254H83ZM99 253H101V252H99ZM116 253V252H115ZM119 253V252H118ZM170 252H169V254H170V257H173V256H171L172 254L174 255V257H175V253H176V251H174V253H172L171 254ZM201 253H203V252H201ZM8 254V253H7ZM39 254H40V252H39ZM42 254V253H41ZM182 254V256H184ZM234 255H235V253H233ZM46 255V254H45ZM54 255V254H53ZM112 255H114V253L112 252ZM111 255V256H112ZM116 255V254H115ZM194 255V254H193ZM200 255V257L202 256L201 254H199ZM205 255V254H204ZM208 255H211L210 253L208 254ZM215 255V254H214ZM39 256V255H38ZM126 256H127V253H126ZM133 256V255H132ZM132 256H131V259H133L132 258ZM135 256V255H134ZM219 256H221V255H219ZM227 256H228V254H227ZM230 257H233V255H229ZM11 257V256H10ZM54 257V256H53ZM64 257V256H63ZM68 257V256H67ZM72 257H74V256H71V257H68V258H72ZM76 257V256H75ZM77 257H80V256H77ZM100 257H101V255H100ZM103 257H105V256H103ZM109 257V256H108ZM114 257V256H113ZM122 255H120V259L122 260L121 262H120V264H125L124 263V261L126 262L127 261V259H126V257L124 258L125 260L123 261V259H122ZM152 257V256H151ZM150 257V258H151ZM154 257V256H153ZM170 257H168L169 259H170ZM205 257V256H204ZM207 257V256H206ZM205 257V258H206ZM225 257V256H224ZM235 257V256H234ZM238 258H239V256H237ZM37 258V257H36ZM39 258V257H38ZM68 258H66V259H62V258H60V260H59V262L57 263V262H55V263H57V264H69V261H67V259ZM147 258L149 259V257L147 256ZM167 258V259H168ZM207 258H209L210 259V256L209 257H207ZM237 258V259H238ZM11 259H12V257H11ZM54 259V258H53ZM74 259V258H73ZM109 259H110V257H109ZM114 258H112L111 260H113ZM165 259H166V257H165ZM184 259V258H183ZM183 259L182 260H179L181 263H182V261H183ZM211 259L212 260H215L216 261V259H214V258H212L211 257ZM210 259V260H211ZM221 259H224V258H221ZM220 259V260H221ZM231 259V258H230ZM234 259V258H233ZM232 259V260H233ZM241 259V258H240ZM52 260V259H51ZM64 260H66V261H64ZM76 260V259H75ZM78 260H80V258L78 259ZM115 260V259H114ZM130 260V259H129ZM134 260V259H133ZM133 260H131V261H133ZM147 260V259H146ZM155 260V259H154ZM201 260H202V258H201ZM205 260V259H204ZM203 260V261H204ZM227 260V259H226ZM54 261V260H53ZM61 261V262H60ZM101 261V262H100ZM147 261H149V260H147ZM166 261V260H165ZM171 261V260H170ZM169 261V262H170ZM173 261V260H172ZM178 261V262H179ZM206 261V260H205ZM235 261H237V262H234V261H232L234 264H236V263H238V261H239V259L238 260H235ZM247 261V260H246ZM43 262V261H42ZM77 262V261H76ZM83 262H80V264H84ZM114 262V261H113ZM116 262V261H115ZM114 262V264H116ZM137 262V261H136ZM140 262V261H139ZM149 262H151V261H149ZM180 262L179 263H177V262H175V263H177V264H180ZM207 262H209V261H207ZM220 262H222V264L224 263L223 261H220ZM229 262V261H228ZM228 262H225V264H227ZM240 262V261H239ZM243 262V261H242ZM54 263V264H55ZM78 263V262H77ZM112 263V262H111ZM110 263V264H111ZM131 263H133V264H135L134 263V261L133 262H131ZM185 263H187L186 262V258H185V261L183 262V264H185ZM218 263H219V260H218ZM217 263V264H218ZM233 263H231V264H233ZM244 263V262H243ZM36 264V263H35ZM71 264V263H70ZM127 264V263H126ZM151 264V263H150ZM164 264H166V263H164ZM170 264H171V262H170ZM173 264V263H172ZM214 264V263H213ZM220 264V263H219ZM230 264V263H229Z\"/></svg>",
	"mask_w": 264,
	"mask_h": 264
}]
</instances>
